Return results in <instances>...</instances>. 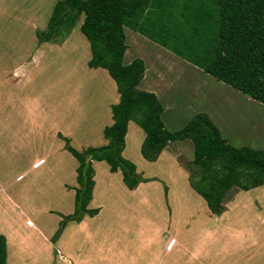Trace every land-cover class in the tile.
I'll list each match as a JSON object with an SVG mask.
<instances>
[{"label":"rangeland","instance_id":"374dc122","mask_svg":"<svg viewBox=\"0 0 264 264\" xmlns=\"http://www.w3.org/2000/svg\"><path fill=\"white\" fill-rule=\"evenodd\" d=\"M58 1L60 0H0V49L19 47L20 43L31 48L32 45H37L38 37L41 38L40 45L44 47L39 59L42 70L38 69L34 74L37 76L34 83L40 80L42 82L45 100L40 108L46 115L44 128L41 131L32 129L25 123V121L30 122L32 117H26L22 122L11 123L7 132V126L0 125L3 133L0 135V177L3 182L26 171L25 177L18 181L14 180L8 191L20 204L28 208L36 205L41 210L27 212L23 217L24 223L18 224L19 229L23 230L24 227L32 229L25 223L29 217L40 229L37 231V239L40 245L48 248L53 258L52 262H56L57 259L58 264H69L68 261L72 258L65 256L64 259H59L56 245L53 244L55 242L51 239L48 243L45 238L46 236L50 238L54 234L62 220L61 215L72 213L74 208V187L71 188V184H76V181L74 176L71 177L72 170H68L72 159L64 155L65 138H68L69 145L80 152L89 146H101L102 144L97 143L99 136L104 138L100 129L103 123L108 122L105 118L107 117L105 107L111 108L118 92L115 85H112L115 84L114 81L104 68H90L87 65L90 58L89 42L79 29L83 15L70 31L66 32L61 27L58 28V32H50L47 29L48 20ZM154 15L158 20L163 19V24L168 26L171 24L172 29L176 26V23L172 22L174 21L172 16L158 18V14L154 13ZM156 28L158 29L159 26L156 25ZM35 31H38V35ZM127 39L128 36L126 43ZM132 42L129 39L127 45L130 49L125 52L126 58L136 54ZM142 55L144 58L147 55L146 60L148 57L150 59L153 57L152 53ZM174 56L184 60L177 55ZM156 62L160 63L153 60L154 65ZM4 70L0 67L1 75H4ZM202 76L194 79L181 74L174 79L177 80L175 84L179 86L178 91L168 94L170 100L166 98L161 102L165 109L161 115L165 128L169 131L178 130L196 113H205L230 145L264 150V105L206 73ZM178 79L182 81V86L179 85ZM194 83L195 86H200L202 95H197L194 91ZM141 86L137 88L141 89L143 87ZM23 105L31 116L38 115L31 104ZM26 109L21 111L24 116ZM10 111L14 113L13 110ZM18 111L17 109V114L20 116ZM109 118L112 117L108 115L110 121ZM130 129L131 132L125 139V144L127 143L128 146L125 158L135 164L140 177H142L141 173L145 176L143 177L144 186H147L144 187L145 194L142 192V198L135 194L128 195L130 196L128 198L123 196L124 187L119 186L120 189L117 185L106 186L105 184H109L108 165L104 161H96L97 163L94 161L96 163L94 166L91 163L97 178V183L95 180L94 183L98 184L99 189L88 208L97 207L98 212L100 207L102 208L96 222L102 226L112 221V227L118 229L117 232L110 234L112 238L122 233L124 227L125 236L128 228L132 229L131 235L134 233L136 235L139 230L137 237L142 245L140 251L151 248V251L157 255V264L168 262V258L174 260V264H264V240H261L262 248L256 245L257 240L260 241L257 236L253 238L254 243L250 240L242 241V238L251 231L252 225L257 226L255 218H260L264 214V192L260 191L264 189L263 185L260 188H249L248 193L238 192V195L233 193L242 188L233 186L234 190L233 187L230 188L233 193L228 192V196L223 200L224 209L229 207L230 211L226 210L224 214L215 215L190 185V180L195 182L198 178L197 174H192L189 166L193 159L192 142L189 139L170 142L167 150L171 155L167 156L163 152V157L153 163L144 159L140 153L139 139L144 136L142 129L135 122ZM135 129L138 130L141 138H133ZM35 132H38L40 139L36 147L30 143H33L30 137L37 136ZM19 133L24 135L25 139L22 141L18 138ZM41 147L44 150L46 147H52V150L56 148L57 153L52 157L54 162L56 158L58 159L59 168V183L56 182L58 185L54 183L50 187L44 180L47 187L49 186V193L42 195L36 192L33 185L38 182L35 180L30 182L31 176L44 173L46 167L37 169L31 166V160L37 150H42ZM118 178L120 175L116 177L119 185ZM245 181L246 179L243 178L242 182ZM121 183H123L122 178ZM123 185L125 186L124 183ZM62 186L65 188L63 189ZM18 193L21 194L18 196ZM232 196L236 201H230L229 198L233 199ZM121 200H131V202L125 204ZM2 204L3 200H0V206ZM234 205L239 206L238 209L235 210ZM233 209L234 211H231ZM56 211L60 213L57 214ZM6 212L7 210L0 214V222L3 224L8 215L16 216L14 212L7 214ZM86 216L93 215L85 214L81 221ZM237 221L241 223L238 224ZM129 223L131 227L128 226ZM122 224L123 229L119 227ZM68 225L65 231L63 230L66 234L72 223L69 222ZM127 236H130L129 233ZM237 236L238 238L235 239ZM77 238L81 241L75 245V248H84L83 232L77 233ZM67 248H70L69 242ZM82 253L83 251H80L77 254ZM197 256H200V260Z\"/></svg>","mask_w":264,"mask_h":264},{"label":"trees","instance_id":"16d2710c","mask_svg":"<svg viewBox=\"0 0 264 264\" xmlns=\"http://www.w3.org/2000/svg\"><path fill=\"white\" fill-rule=\"evenodd\" d=\"M153 3L152 0H60L54 5L47 29L58 32L61 27L70 31L83 15L79 29L89 42L87 65L107 70L119 99L111 105L112 123L103 128L107 144L89 146L80 152L65 138V148L78 162L77 186L73 211L61 215L51 238L53 242L69 222L79 223L85 214L98 212L97 207L88 208L95 184L92 160L104 161L110 172L120 170L129 189L144 182L135 164L122 155L131 120L145 133L140 153L148 161H156L170 142L185 139L192 142L193 159L189 166L198 178L195 182L190 180V185L215 215L222 213L223 199L231 187L248 190L264 184V150L230 145L205 113H196L178 130H167L161 119L163 106L156 94L137 88L145 70L143 59L137 57L123 63L127 26L264 105V0H154ZM154 13L158 18L172 16L176 26L172 29L171 24H163V19L158 20ZM6 258V238L0 234V264H7Z\"/></svg>","mask_w":264,"mask_h":264},{"label":"crops","instance_id":"0c3cea01","mask_svg":"<svg viewBox=\"0 0 264 264\" xmlns=\"http://www.w3.org/2000/svg\"><path fill=\"white\" fill-rule=\"evenodd\" d=\"M124 32H125V37L127 38L128 36L127 44L129 43V39L133 41L132 44L136 51V54L135 55L133 54L132 56L126 58L127 54L125 53L123 56V63L128 64L134 58H137L136 56H139L141 59H143L144 64H145V70H144L143 77L141 78L137 86L140 88V86L142 85L143 87L142 86L141 87L143 89L141 88V90L154 92L160 102H162V100L165 101L166 98L167 100H170V95L168 94H172L178 91L177 89H179V86H176L177 84H175L177 80H174L176 77L181 76V74L182 75L185 74L189 77H194V79H197L198 76L204 75L205 72H203L200 68L192 65L186 60L185 61L179 60V58L175 57L174 56L175 54L171 52L169 49H166L165 47L154 42L148 37L143 36L137 31L135 32L134 30L125 26ZM35 33L36 35H38L37 34L38 31H35ZM40 40L41 39L38 37L37 45L35 46L32 45L31 48H29L27 45H23L22 43H20L18 45L19 47H4L0 49L1 50L0 51L1 53L0 67L5 69L4 75H1V72H0V125H4L5 127L7 126L6 132L10 128L11 123H14L15 121H19V122L25 121L26 117H32L30 122L25 121L28 127H31L32 129H36L37 131H41L44 128L46 115H45V111L42 108H40V106L43 105L42 104L43 101L45 100L43 97V86H42L41 80L40 82L37 81L36 83H34L37 80L36 78L37 76L34 74L37 73L38 69L42 70V66H41L39 59L42 56L41 52L44 51L43 49L44 47L40 45L42 43L40 42ZM129 47L130 46L127 45V49H126L127 51L125 52H128V50L130 49ZM143 53H152L153 57L151 59L148 57V59L146 60L145 58H147V55L144 58V55H142ZM153 60L160 61V63L156 62V64L154 65ZM105 71L107 72L106 69ZM177 73H180V74H177ZM178 81H180V79H178ZM180 84L182 86V81H180L179 85ZM112 85L114 86L115 84H112ZM195 85L196 83H194V86H193L196 89V90L194 89V91L197 93V95L198 94L202 95L200 86H195ZM114 87L116 89V85ZM171 98L174 99L172 96ZM118 99H119V94L116 97L114 102L116 103ZM8 103L9 105H7ZM24 103H29L33 107H35L34 111L35 113L38 112V115L31 116L28 110L24 107L23 105ZM17 109L19 110L18 112L20 116L17 114ZM25 109H26V112L24 116L22 115L21 111H25ZM10 110H13L14 113ZM105 111L107 115V117L105 118H107L108 122L103 123V125L101 126L100 130L102 134H103V128L112 123V118L111 119L109 118L110 121L108 120V115L111 116V108L105 107ZM33 115H34V112H33ZM133 122L134 121L132 120L128 122L125 139L127 136H129L131 132L130 128ZM37 133L38 132H35V134ZM39 133L42 134V132H39ZM1 134L3 133L0 130V135ZM134 135L135 136H133V138L134 137L137 138L140 136L137 129L134 130ZM144 137H145V133H144L143 138L139 139V143L140 142L142 143ZM18 138L20 139V141L25 139L24 135H21L20 133H19ZM30 138L33 141V143L32 142L30 143L34 147H36V145H38V142L40 141V139L38 138V134L35 138L33 137H30ZM97 143L105 145L108 143V140L106 138H101L99 136V140L97 141ZM169 144L170 143H168L164 147V149L160 152L155 162H157L161 158V156L163 155V152H165L164 154L167 156L171 155L167 150V147ZM127 147H128L127 143L124 144V148L122 151V155L124 157H127L126 156ZM41 149H42L41 151L37 150V152L35 153L33 159L31 160V166L37 169L44 168L45 166L46 167L43 170L44 173L43 172L41 174L36 173L34 174L35 176L33 175L34 177L31 176L30 182L34 180L38 182V184H33V183L32 184L35 186L36 192L42 195L44 193H49V186L52 187L54 183L58 185L56 182L59 183V180H58L59 179V168H58V159L56 158L55 160L56 162H54V158L52 157L54 153H57L56 148L54 147L52 150V147L50 148L46 147V150H44V148L41 147ZM64 149L66 151L64 152V155L72 159V164L68 170H72L71 177L73 178L74 176L75 181H76V168H77L76 165H78V162L75 159V157L65 147ZM36 156H37V159H35ZM94 161L96 162V160L91 161L93 166L97 163V162L95 163ZM11 162H13V160H11ZM150 162L154 163V161H150ZM48 168L50 169L49 170L50 172L47 170ZM136 172L140 174L137 171V169H136ZM68 173H70V171H68ZM120 173L121 172L119 170H117L116 172L109 171V174L107 177V181L109 184H105V185L106 186L117 185L118 188L124 187V189L122 188L123 196H128V195L131 196L135 194L137 197L142 198L143 197L142 192H144V187H147V186H144L145 183L142 182L140 183V185H138L134 189H129L125 187L123 183H121L122 175ZM25 175H26V171L19 174L16 177L12 176L10 178H7V180L3 182L1 181L3 179L0 177V200H3V204L5 203V206H3V204L2 206H0V214L2 212L5 213V210H7L6 214L8 212L16 213V216L8 215L6 218L5 224H3V222H0V234H3L6 238V247H7L6 262L7 264H14V263L15 264H54V263L58 264L57 259H56V262L54 263L52 262L53 258L51 257L52 255L48 251V248H45L39 244V240L37 239V236H38L37 231H40V229L37 227L36 224L33 223V221L29 217L25 220V223L28 227H32V229L27 228V227H24L23 230L19 229L18 224L24 223L23 217L26 215L27 212L41 210V208H38L36 205H34L31 208H28L27 206L20 204V202H17L8 191V189L11 188V184L14 180L18 181L24 178ZM118 175H120V178H118L119 185L116 179ZM141 176L145 177L144 175H142V173H141ZM93 179L95 180V183H97V180H96L97 178L95 177V173H94ZM44 180L47 181L46 184L49 185L48 187L43 182ZM262 185L260 186L264 187V184ZM64 186H65V183H64ZM75 186H77V182L74 185L71 184V188ZM260 186H257L255 188H260ZM141 187L143 188L140 189ZM17 188L21 189V187H17ZM64 188L65 187H63V189ZM98 189H99L98 184H94L93 192H92V200L89 203H92L94 201V197H96ZM231 189H229L226 192L224 199L228 196V192L233 193V190L235 188L233 187V190ZM240 190H238L237 192L233 194L238 195L242 191L246 193L250 191V190H242V189ZM260 191L264 192V189ZM74 193H75V190H74ZM74 193H73V197H74ZM20 194L21 193H18V196ZM130 196H128V198H130ZM141 198H140V201H141ZM232 198L233 199L229 198L231 202L236 201L233 196ZM121 201L124 202L125 204H130L131 202V200L129 201L121 200ZM222 203L225 208L224 202ZM238 207L239 206L234 205L235 210L236 208L238 209ZM234 209L231 211H234ZM246 209H249V207H246ZM226 210L227 212H229L230 211L229 207L228 209H223L222 213L224 214ZM101 212H102V208L100 207V210L97 214L93 215L92 217L86 216V218H84V220L80 221L79 223H72V226H70L67 230V234L64 233L65 230L61 233L59 238L55 241V243H53L54 245H56V252H58L59 259H64L65 256H69L72 258L71 261H68L69 264H157V255L155 254V252L151 251V248H148V249L144 248L143 250L140 251V246L142 245H140L139 238L137 237V234H139V230H137L136 235L135 233L131 235L130 231L132 229L128 228L126 232V236H125V227H124V231H122V233L116 234L117 237L112 238L110 234L117 232L118 229H115L114 227H112V221H108V223L103 224L102 226L99 225L96 222V219H98ZM56 213L59 214L60 212L56 211ZM255 219H256L257 226L252 225V227L250 228L251 231H249L248 235H245L242 238V241L250 240L254 243L253 238L257 236L260 238V241L257 240L256 245H260V247L262 248L261 240H264V237H260V236H262V234L264 235V214H262L260 218H255ZM237 222L238 224L241 223L239 221ZM93 225H96V226L93 227ZM68 226L69 225H67V227ZM128 226L131 227V224L129 223ZM119 227L123 229V224L120 225ZM247 229L249 230V228ZM81 232H83V237H84L83 238L84 248L76 249L75 245L79 244L81 241L80 238H77V233L81 234ZM127 233H129L130 236H127ZM51 237L49 238L48 236H46L45 237L46 242L49 243L51 240ZM236 238H238V236L235 237V239ZM9 240L11 241V243H9ZM239 241H241V239H239ZM68 242L70 245L69 249L67 248ZM80 251H83V253L77 254ZM197 257H199V260H200V256H197ZM163 264H174V260H171V258H168V262H164Z\"/></svg>","mask_w":264,"mask_h":264},{"label":"water","instance_id":"95a60500","mask_svg":"<svg viewBox=\"0 0 264 264\" xmlns=\"http://www.w3.org/2000/svg\"><path fill=\"white\" fill-rule=\"evenodd\" d=\"M86 162H89V159L88 158H86Z\"/></svg>","mask_w":264,"mask_h":264}]
</instances>
